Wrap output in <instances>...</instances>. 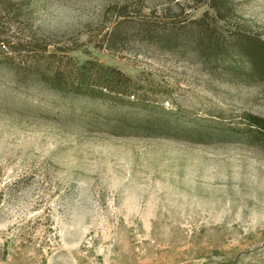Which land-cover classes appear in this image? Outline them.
Returning a JSON list of instances; mask_svg holds the SVG:
<instances>
[{
    "label": "rangeland",
    "instance_id": "1",
    "mask_svg": "<svg viewBox=\"0 0 264 264\" xmlns=\"http://www.w3.org/2000/svg\"><path fill=\"white\" fill-rule=\"evenodd\" d=\"M232 1L225 59L136 29L191 0H2L0 264H264V0Z\"/></svg>",
    "mask_w": 264,
    "mask_h": 264
},
{
    "label": "trees",
    "instance_id": "2",
    "mask_svg": "<svg viewBox=\"0 0 264 264\" xmlns=\"http://www.w3.org/2000/svg\"><path fill=\"white\" fill-rule=\"evenodd\" d=\"M196 4V7L202 8L207 7L209 10L198 19H189L186 24L178 22V20H173L168 25L165 24L163 27L158 25H150L149 22H144L139 24L136 29L143 33L144 37H152L155 31L158 29L159 39L163 43H170L173 45H181L185 42L194 43L198 49L202 52L209 51L210 53L216 54V56L222 58H229L232 52L238 51L240 48L237 46L238 42L236 40H230L228 32L220 26L221 23H226L232 14L234 13V2L232 0H191ZM5 3L0 0V6ZM0 28H1V19H0ZM1 33V32H0ZM232 35V34H231ZM9 43L6 40H3L2 35L0 34V46L9 47ZM252 48H257V50L264 49V46H259L257 42L252 45ZM248 51V50H246ZM253 51H250L252 54ZM263 57V58H262ZM261 57V60L254 63L255 67L264 69V54ZM77 74L74 72H69V74L62 73L61 70L55 71L52 78H48L45 74L43 76L44 81L51 83L52 88L57 92L64 91L63 85H69L70 79L74 76L84 77L85 66L79 67L76 66ZM74 74V75H73ZM66 75V76H65ZM64 80L66 83H64ZM132 82L131 78L128 77L123 72L116 69H107V76L102 83V85L96 90L83 88L82 84H78L79 94L85 97L96 98L97 94L99 97L104 98L106 96H129L128 89H130V84ZM68 83V84H67ZM97 93V94H96ZM103 100V99H101ZM105 102V100H104ZM260 123L256 124L257 129L261 134H264V121L261 119ZM196 134V133H195ZM198 135V134H196Z\"/></svg>",
    "mask_w": 264,
    "mask_h": 264
}]
</instances>
